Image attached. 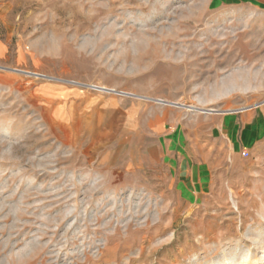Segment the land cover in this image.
<instances>
[{"label": "rangeland", "instance_id": "1", "mask_svg": "<svg viewBox=\"0 0 264 264\" xmlns=\"http://www.w3.org/2000/svg\"><path fill=\"white\" fill-rule=\"evenodd\" d=\"M260 232L264 8L0 0V264L259 259Z\"/></svg>", "mask_w": 264, "mask_h": 264}, {"label": "bare ground", "instance_id": "2", "mask_svg": "<svg viewBox=\"0 0 264 264\" xmlns=\"http://www.w3.org/2000/svg\"><path fill=\"white\" fill-rule=\"evenodd\" d=\"M100 90L104 92L108 89L100 88ZM187 107H189L188 109L207 112L205 110L198 109L196 107H191V106H187ZM252 240L256 248L261 250L260 252L261 257L259 259H257L258 255L256 253L254 254L253 252L238 250V252L237 251L229 252L225 257L220 258L214 261L213 263H209V264H255L258 261L264 262V232H260V234H258V236H255V238H253Z\"/></svg>", "mask_w": 264, "mask_h": 264}, {"label": "crops", "instance_id": "3", "mask_svg": "<svg viewBox=\"0 0 264 264\" xmlns=\"http://www.w3.org/2000/svg\"><path fill=\"white\" fill-rule=\"evenodd\" d=\"M222 1V0H219ZM226 2H234L235 0H224ZM249 2L251 7L264 8V0H246Z\"/></svg>", "mask_w": 264, "mask_h": 264}]
</instances>
